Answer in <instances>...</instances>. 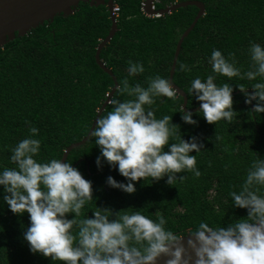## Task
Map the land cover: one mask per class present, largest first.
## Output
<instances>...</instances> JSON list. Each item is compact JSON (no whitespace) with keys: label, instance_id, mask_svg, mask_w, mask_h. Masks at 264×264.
<instances>
[{"label":"trees","instance_id":"16d2710c","mask_svg":"<svg viewBox=\"0 0 264 264\" xmlns=\"http://www.w3.org/2000/svg\"><path fill=\"white\" fill-rule=\"evenodd\" d=\"M180 1L186 0H157L155 8ZM198 1L205 6L204 15L183 40L172 77V82L187 97V109L200 104L188 92L191 81L216 75L209 64L214 49L226 58L233 53L243 74L251 70L250 44L264 47V0ZM141 2L116 1L120 10L117 30L99 54L117 84L125 77L130 84L140 83L143 87L148 86L150 76L168 79L176 42L197 13L195 6H186L160 17H147L140 10ZM110 25L104 5L80 2L73 14L58 15L53 22L44 23L23 37H15L0 48V171L15 167L10 161L11 149L29 136L26 121L39 129L38 136L33 137L41 140L40 153L35 157L38 162L61 159L68 145L87 134L114 84L94 58ZM129 60L142 63L145 72L128 76ZM181 63L191 71H179ZM260 82L264 79L229 80L216 75L218 86L229 83L234 89L233 110L238 116L231 124L224 120L216 125L208 124L199 110L192 112L197 124H187L180 112L182 96L178 95L175 102L166 97L155 98L156 103L151 107L157 119L172 116V123L179 126L184 140L196 137L203 144L200 153H191L197 156V168L202 173L199 178H194L192 173H181L178 175L187 179L173 186L166 183L167 177L159 181L148 178L133 182L136 191L129 194L108 185L109 176L119 183L129 181L120 175L118 166H111L102 158L94 137L72 149L64 162L72 163L93 186L94 200L85 206L83 214L92 218L96 207L110 208L114 212L140 211L155 221L160 213L167 220L166 229L180 235L195 230L200 222L225 227L246 217L247 209L232 206L230 192H239L255 159H264V113H253L257 102L245 103L246 97L238 85L252 93V85ZM113 97L122 101L130 98L120 96L116 90ZM111 107L107 103L100 117ZM215 136L222 139L216 140ZM97 157H101L99 166ZM4 195L0 186V264H62L30 251L24 239L30 226L29 214L12 213Z\"/></svg>","mask_w":264,"mask_h":264},{"label":"clouds","instance_id":"9594fccd","mask_svg":"<svg viewBox=\"0 0 264 264\" xmlns=\"http://www.w3.org/2000/svg\"><path fill=\"white\" fill-rule=\"evenodd\" d=\"M248 51L251 70L242 74L233 53L226 58L214 49L209 58L212 72L229 80L264 79V47L251 43ZM128 65V76L145 72L142 63L129 60ZM179 71L191 69L181 63ZM216 75L210 74L206 80L195 78L188 92L200 102L199 113L208 124L221 120L231 124L238 116L233 110L234 89L229 83L218 86ZM147 84L132 85L127 77L119 81L116 92L130 98H111V110L96 120L91 131L102 158L118 166L120 175L129 181L119 183L109 176L108 185L129 194L136 191L133 182L148 178L159 181L167 177L166 183L173 186L187 179L178 174L202 175L197 156L191 153H200L203 144L196 137L184 140L172 116L157 119L151 107L157 97L175 102L178 91L169 79L159 75L148 77ZM238 87L245 103L257 102L253 113H264V82L254 83L252 93L243 85ZM180 112L185 123L197 124L192 112L184 108ZM26 123L29 136L11 149L10 161L15 167L0 171V186L12 213L29 214L24 239L32 253L62 264H157L162 257L166 258L164 264H264V159H255L239 192H230L232 206L247 209V216L225 227L200 222L185 242V235L166 229L167 220L160 213L155 221L140 211L114 212L99 207L92 211V218L84 215L83 209L94 200L92 182L68 161L54 158L38 162L35 157L40 153L41 140L33 137L38 136L39 129ZM96 163L100 165L101 157ZM69 214H74L71 219Z\"/></svg>","mask_w":264,"mask_h":264},{"label":"water","instance_id":"95a60500","mask_svg":"<svg viewBox=\"0 0 264 264\" xmlns=\"http://www.w3.org/2000/svg\"><path fill=\"white\" fill-rule=\"evenodd\" d=\"M116 1L117 0H0V48H3L4 45L12 41L15 37H23L38 26L43 25L44 23L53 22L54 18L58 15L69 16L73 14L80 2L89 3L90 6L104 5L108 12V17L111 22L110 29L107 35L99 42L95 50L94 58L96 64L112 78L114 84L110 92L107 94L106 100L98 109L87 134L81 140L73 142L66 147L61 157L62 162L65 161L68 153L72 149L83 145L90 138L91 131L95 128L96 120L100 117L109 99L112 97L117 88L118 84L115 76L113 75L112 71L105 66V63L99 57L100 51L110 42L117 30V17L112 12V6ZM155 1L156 0H142V10L145 16L160 17L186 6H195L197 8V13L193 21L182 32L176 42L168 75V79L173 84V87L178 91V95L182 96L183 98L182 108H184V111L195 112L200 109V104L194 108L187 109V97L183 90H181L172 82V77L174 74L177 58L181 50L182 42L194 28L198 19L204 15L205 6L201 1L198 0H186L172 3L157 9L152 8V5ZM188 234L185 235V242L188 239ZM165 259V257L160 258L157 264H164Z\"/></svg>","mask_w":264,"mask_h":264},{"label":"built area","instance_id":"2783aa9c","mask_svg":"<svg viewBox=\"0 0 264 264\" xmlns=\"http://www.w3.org/2000/svg\"><path fill=\"white\" fill-rule=\"evenodd\" d=\"M157 2V0L153 3V5H152V8H155V3ZM140 10H141V12L144 14V12H143V10H142V2H141V4H140ZM119 5L116 3V2H114V4H113V6H112V12H113V14L117 17L118 16V14H119ZM145 15V14H144Z\"/></svg>","mask_w":264,"mask_h":264}]
</instances>
